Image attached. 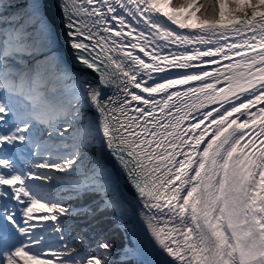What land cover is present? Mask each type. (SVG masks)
Segmentation results:
<instances>
[{
    "label": "snow or ice",
    "instance_id": "snow-or-ice-1",
    "mask_svg": "<svg viewBox=\"0 0 264 264\" xmlns=\"http://www.w3.org/2000/svg\"><path fill=\"white\" fill-rule=\"evenodd\" d=\"M0 24V264H114L97 217L136 264H264V0H0Z\"/></svg>",
    "mask_w": 264,
    "mask_h": 264
},
{
    "label": "trees",
    "instance_id": "trees-1",
    "mask_svg": "<svg viewBox=\"0 0 264 264\" xmlns=\"http://www.w3.org/2000/svg\"><path fill=\"white\" fill-rule=\"evenodd\" d=\"M45 134H46V132H45ZM45 134H44V136H45ZM93 199L94 198L91 196H86L82 199L71 200V203L73 205H79V206L90 205L93 208H95L96 205L93 203ZM39 212H41V211H39ZM96 219L101 220L100 227L103 229L104 238L107 239L109 242H111L114 245V248H113L114 253L121 252L127 248V246H126V244L128 243L127 242V231L125 230L124 227L120 226L118 224V222H116L114 219H112V220L102 219L101 217H97ZM73 220H75V222L77 224H80V218L79 217H74ZM96 231H97V229L90 228V233L96 232ZM119 254H121V253H119ZM117 263L118 264H133L134 260L132 258H128L125 260L118 261Z\"/></svg>",
    "mask_w": 264,
    "mask_h": 264
},
{
    "label": "bare ground",
    "instance_id": "bare-ground-1",
    "mask_svg": "<svg viewBox=\"0 0 264 264\" xmlns=\"http://www.w3.org/2000/svg\"><path fill=\"white\" fill-rule=\"evenodd\" d=\"M58 10V9H57ZM59 11V10H58ZM172 27H175V26H172ZM177 31H179V32H184V33H190L191 31H193V30H187V29H183V30H181V29H176ZM198 31V30H197ZM62 39L63 38H61V41H62ZM170 47L173 49V50H179V51H183V49H176V47H175V45H170ZM189 48H191V47H199V45H190V46H188ZM62 55H64V54H66V52H65V49H64V51L61 53ZM141 55H143V54H141ZM67 59L69 60V58L67 57ZM145 59L147 60V58L145 57ZM205 60H207V59H210V58H204ZM70 61V60H69ZM224 63H228L227 61H223L222 62V64H224ZM222 64L221 65H211V64H206L205 65V67H207L208 69H209V71H213L215 68H217V67H222ZM78 67V66H77ZM183 71H185V70H183V69H172L171 70V73H172V75L173 76H176V75H178L180 72H183ZM188 71H198V69H190V70H188ZM154 75H156L158 78L160 77V76H163V75H167V73H161V74H154ZM200 82L199 81H197V82H193V84L194 85H198ZM190 85H181V86H178V88L180 89V90H185L186 88H188ZM176 89H170L169 91H175ZM162 95V94H161ZM157 99H159L160 98V96L158 95L157 97H156ZM210 107H212V108H214V107H216V105H212V106H210ZM202 111H207V109H205V110H202ZM254 111H255V109H254ZM199 112H197L195 115L196 116H199ZM90 115H91V113H90ZM206 123V122H205ZM202 127H203V125H202ZM60 137H53L52 138V142L53 143H58V142H60V140L61 139H59ZM49 139V137H46L45 138V140H48ZM71 143V141H69L68 142V144H70ZM41 171H47L46 169H42ZM53 175H55V176H63L64 175V173H56V172H54L53 171ZM52 182H55V181H48L47 183H46V185H48V184H50V183H52ZM57 183H59V182H57ZM127 194V193H126ZM129 198L130 199H132V196L129 194ZM139 210V209H138ZM133 224L135 225V229H136V232L141 236V237H145V236H147V229H146V226L144 225V223H143V221H141L140 220V218L138 217V216H136L135 218H134V220H133ZM131 226H132V224H131Z\"/></svg>",
    "mask_w": 264,
    "mask_h": 264
},
{
    "label": "rangeland",
    "instance_id": "rangeland-1",
    "mask_svg": "<svg viewBox=\"0 0 264 264\" xmlns=\"http://www.w3.org/2000/svg\"><path fill=\"white\" fill-rule=\"evenodd\" d=\"M48 186H50L53 190H59L62 187H64L63 185H61L60 183H57V182H52V183L46 185V187H48ZM60 194L62 196H65V195H68L69 193L61 191ZM70 203H71V201H70ZM40 223H45V222H41L40 221ZM125 230L127 231V242H128L126 244L127 248L135 247L136 241L133 238V232H132V226H131V224H129L128 227H127V229H125ZM119 253H121V254H119ZM128 258H132L134 260V263L133 264H136V258L133 257V256H131V255H125V249L123 251H121V252H116V253L112 252V259H113L114 264H118L117 263L118 261L125 260V259H128Z\"/></svg>",
    "mask_w": 264,
    "mask_h": 264
},
{
    "label": "water",
    "instance_id": "water-1",
    "mask_svg": "<svg viewBox=\"0 0 264 264\" xmlns=\"http://www.w3.org/2000/svg\"><path fill=\"white\" fill-rule=\"evenodd\" d=\"M56 19H57V21L59 22V17H58V15H57V11H56Z\"/></svg>",
    "mask_w": 264,
    "mask_h": 264
}]
</instances>
